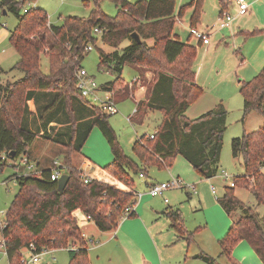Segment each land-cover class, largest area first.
<instances>
[{"label":"trees","instance_id":"obj_1","mask_svg":"<svg viewBox=\"0 0 264 264\" xmlns=\"http://www.w3.org/2000/svg\"><path fill=\"white\" fill-rule=\"evenodd\" d=\"M24 1L0 0V9L17 18L8 41L19 55L12 69L22 72L20 78L0 84V152L12 160L28 156V147L37 136L26 119L31 114L27 102L32 99L41 125L46 127L59 117L67 125L62 127V131L67 129L62 133L53 127L49 133H54L52 140L66 150L60 163L62 174H67L68 180L59 191L57 180L51 179V169H43L39 175L16 177L17 192L0 225L2 247L8 264H22V250L29 243H33L37 251L73 244L68 264H89L87 239L77 226L74 211L80 210L101 231L114 230L125 207L136 204L133 176L146 175L147 165L169 167L180 155L204 178H211L218 171L227 111L218 103L196 118L185 115L203 89L195 82L196 47L179 40L174 33L176 17L187 6L192 8L190 27L196 26L202 0L181 6L177 14L176 0H112L117 6L112 16L101 10L100 0H93L89 16H66L59 24L50 23L47 13L40 8L30 7L24 11ZM223 2L220 0V4ZM223 9L224 5L220 12ZM95 28L100 30L99 37ZM132 32L140 41L131 37ZM253 32L264 34V29ZM98 38L102 44L113 48L110 53L100 50L98 68L105 67L115 74L112 81L101 85L114 92L115 102L131 96L127 83L121 78L125 65L141 66L153 72L147 98L136 102L129 121L142 123L152 109L161 111L163 118L152 138L150 134H143L134 142L132 150L138 161L124 152L109 123V115L83 98L75 87L76 73L82 68L81 61L87 53L85 47L89 43L95 45ZM42 54L48 60L46 73L40 67ZM239 92L243 115L254 111L262 116L263 123L257 130L244 131L231 141L233 157H241L245 173L234 176L233 184L225 186L217 202L229 216L237 209L242 214L232 221L217 242L220 255L230 258L236 244L245 240L264 264V213L260 217L253 206L246 205L235 194L236 187L245 188L257 205H264V66L253 79L240 81ZM87 113L93 115V119H86ZM94 126L100 129L113 155L103 169L132 191L120 190L95 178L84 182L73 153L81 151ZM11 151L13 156H10ZM3 166L0 164L1 168ZM167 215L178 237L189 245L194 234L183 227L179 211L172 210ZM133 216L135 212L128 215ZM202 253L193 257L215 264L211 256Z\"/></svg>","mask_w":264,"mask_h":264},{"label":"rangeland","instance_id":"obj_2","mask_svg":"<svg viewBox=\"0 0 264 264\" xmlns=\"http://www.w3.org/2000/svg\"><path fill=\"white\" fill-rule=\"evenodd\" d=\"M128 1L134 2L137 0ZM190 1L192 0H176L175 13L177 14L179 8L186 6ZM224 1L229 2V0ZM99 6L107 15L112 16L117 12V6L112 0H100ZM30 7H37L44 10L48 15V21L50 23L59 24L66 16H89L91 9L94 7V2L93 0H25L23 8L28 9ZM191 11L192 8L187 6L182 11V14L176 18L174 32L179 35V38L183 42H186V38H188ZM227 11L231 15H235V12H232L230 8ZM219 13V0L201 1L199 22L202 25L200 27L197 23L194 27L198 29L212 28L210 30V39L213 50L207 54L201 66L200 60H202L204 52L201 49L196 52L193 67L196 70L195 79L198 85L202 87L203 95H200L193 102L195 104L189 109V113H193L192 116L195 115L198 117L196 114L200 110L205 109L203 112H207L215 107L216 104L222 103L227 111V128L223 135L218 171L213 177L204 178L180 155H177L169 167L158 168L156 165H147V173L144 175V179H141L138 174L133 176L135 190L139 195L137 196L135 207H138L142 216L144 214L146 224L152 227L149 230L153 236L150 235L147 229L137 223L129 227L128 233H132L131 237L135 240V244L148 257L152 256L151 258L153 260H155V256H158L155 245L159 241L163 242L161 248L163 249L162 256L166 258L163 261L164 264H207L200 258H192L195 254H200L201 252H203L202 254L211 256L215 264H232L230 258H233L240 264H263L253 251L251 245L245 240L236 244L230 258L220 255V248L217 242L225 233H222L219 237L217 236L221 232H227L228 226L231 224L230 219H238L241 217L240 214H242L241 210L237 209L229 216L217 202V198L223 195L225 186L233 184L234 176L245 173L241 163V157H233L231 141L234 137L240 136L244 131L251 132L257 130L262 125L263 120L254 111L243 115V100L239 92V80L246 82L253 79L264 65L262 63L258 69L255 68L264 51V34L253 32L256 29L255 27H251L249 23H246V15L238 17L235 25L237 23L239 28H237L238 26L234 27L232 25L234 31L230 32L229 30L231 29L228 28L218 29L214 26ZM16 24L17 18L13 13L6 11V14H4L3 10L0 9V82L6 80L13 81L22 76L20 70L12 69L19 55L8 41L9 32L14 29ZM148 42L152 43L149 40ZM92 45L93 49L84 55L81 66L93 77L97 86L100 87L101 84L113 80L115 75L112 72L110 73L105 67L98 68L101 56L100 50L110 53L113 51V48L102 44L99 38L96 44ZM241 58H243L242 62ZM40 67L43 72L46 73L48 71V60L43 54L40 59ZM121 78L125 82H131L135 78V73L130 66L124 67ZM0 84H4V82ZM99 91L102 94V90ZM116 106L118 111L108 116L109 123L115 130L124 152L132 159L138 161L132 150L133 140L136 135L140 136L144 132L154 133L161 122V112L156 110L150 111L146 114L143 124L139 125L132 124L128 120L129 115L135 109L133 98L129 97L123 101H117ZM29 149L33 153L45 155L50 161L59 158V154H56L59 147L41 138H37ZM59 151L64 154L66 152L65 148H61ZM83 152L93 154L102 159H105L106 155L109 157V154H112L107 140H105V137L98 127H94L91 130L83 145ZM78 154L73 153L75 163V156ZM0 156H2L1 153ZM6 157V154H4L3 158H0V162H3ZM59 161L62 162L60 159ZM5 163H7L6 160ZM103 164L106 165V163ZM13 172L14 168L9 165L3 166L0 171V220L2 222L4 219L3 212L8 209L17 192V186L12 185L13 182H9L10 187L7 190L2 184V181ZM111 177L118 181L115 177ZM146 178L155 180L153 183L167 182L175 179L180 182V186L170 188L164 192L163 197L167 200L164 203L161 198H154L148 194V186L145 185V182L148 181ZM118 182L121 184V187L113 186L123 191L129 192L131 190L129 186L120 181ZM212 186L215 188L216 193L212 192ZM235 194L246 205L253 206L260 217L263 215L264 205H257L255 198L249 190L236 187ZM151 203H154L157 208L156 210L152 207ZM166 207L177 209L181 216L183 227L187 231L193 232V239L187 248L186 241L174 242L173 237H171L173 231L169 227V220L165 214L161 213ZM127 218L133 219L132 217H126L121 220V223ZM114 245L111 244L105 248L110 250L113 255L107 258L105 256L100 258L97 264H124L126 254L123 252V249L125 246L122 248L113 247ZM128 245L130 247L131 244ZM65 248L47 250L41 256L39 263L68 264L69 255ZM112 248L120 249L112 250ZM186 249L187 254L191 255L187 258L183 255ZM124 250L131 254L126 247ZM4 251V247L0 244V264H8ZM92 254V258L94 259L96 253L93 252Z\"/></svg>","mask_w":264,"mask_h":264},{"label":"crops","instance_id":"obj_3","mask_svg":"<svg viewBox=\"0 0 264 264\" xmlns=\"http://www.w3.org/2000/svg\"><path fill=\"white\" fill-rule=\"evenodd\" d=\"M249 4V8H248V11L246 14V17H247V20H246V23H249L251 27H255V29H264V0H246ZM223 5H224V10H228L230 8V10L232 12H235V20L233 21L232 25L234 27H237L238 24L236 23L235 25V22L236 20L238 19V17L240 16H244V15H237L236 11H237V7H236V4L234 2V0H229V2L227 3L226 1L223 2ZM222 4H220V0H219V12H220V9L221 7L223 6ZM4 13V12H3ZM6 14V12L4 13ZM177 18V17H176ZM177 21V20H176ZM176 21H175V24H176ZM189 23H190V17H189ZM53 24V23H52ZM198 26L201 27V22H198L197 24ZM232 25H231V28H228V29H231L229 30L230 32L234 31V29H232ZM175 26V25H174ZM190 28V26H189ZM239 28V26L237 27ZM199 29H205V28H199ZM175 33V32H174ZM176 34V33H175ZM178 39L181 40L179 38V35L176 34ZM186 42H189L191 43L192 45H194L196 47L197 50H202L204 52L203 54V57H202V60H200V66L203 64V62L205 61V57L207 56V54L213 50V47L211 45V40H210V43L207 44V45H204L202 44V42L198 39H196L195 37H193L189 30H188V38H186ZM152 42V40H149ZM183 41V40H182ZM243 61V58H241V62ZM262 63H264V51H263V54L260 58V60L258 61V64L255 66L256 69H258V67H260L262 65ZM243 65V63H241ZM125 66H130L132 68V70L134 71L135 73V78L131 81V82H126L127 83V87L129 89V93H130V97L134 99V105H135V109L134 111L136 110V102L137 101H140V100H146L147 98V87L152 83L153 81V72L146 69V68H143L141 66H134V65H125ZM124 66V67H125ZM199 66V64H198ZM264 66V65H263ZM123 67V69H124ZM122 69V71H123ZM1 70V69H0ZM195 70V69H194ZM199 71L201 72L200 68H199ZM111 73V72H110ZM122 74V72H121ZM195 75H196V70H195ZM115 77V75H114ZM20 78V77H18ZM16 78V79H18ZM14 79V80H16ZM8 81V80H6ZM6 81H1L0 83L2 82H6ZM112 81V80H110ZM242 81V80H239V82ZM109 82V81H107ZM195 82L198 84L197 80L195 79ZM106 83V82H105ZM104 84V83H103ZM102 85V84H101ZM100 85V86H101ZM200 86V85H199ZM203 95V93L201 94ZM242 97V96H241ZM129 98V97H128ZM126 98V99H128ZM125 100V99H124ZM243 100V99H242ZM123 101V100H122ZM28 108H29V112L31 114H29L27 116V123L30 127V129L34 132L37 133V136L36 138L32 141V143L30 144V146L28 147V150H27V154H28V157L33 161L35 162L38 167L43 170V169H51L53 167V162L55 160H62L63 159V156H64V153L63 152H60L59 150L61 148L64 149V147L58 143H55L52 139L55 137L54 133L50 132V127H53L56 130H59V133H62L64 131H66L67 129H64L62 131V127L66 128V124L63 122L62 118L59 117V119L57 120L56 118L52 119L51 122H49L46 127L41 125V121L39 119V115L37 113V109L35 107V102L34 100L30 99L28 100ZM195 104V103H192L188 106V108L186 109L185 111V115L190 118V119H193V118H196L197 116H192L193 113L190 112L189 113V109L191 108V106ZM79 106H81L80 104H78ZM159 111L157 109H152V110H149L148 113L150 111ZM205 111L204 110H200L196 115L200 116L201 114L205 113L203 112ZM161 112V111H160ZM134 113V112H133ZM132 113V114H133ZM131 114V115H132ZM249 114V112H248ZM87 117L86 119H93V115H90L89 113L86 114ZM128 117V120L130 118V116ZM60 116V115H59ZM146 117V116H145ZM145 117L142 121V123H140L139 125H142L144 120H145ZM193 117V118H192ZM262 117V116H261ZM163 118V114L161 112V120ZM263 119V118H262ZM130 122V121H129ZM262 123H263V120H262ZM96 127V126H94ZM92 127L88 133V135L90 134L91 130L94 128ZM100 130V129H99ZM45 134V135H44ZM143 134L145 135H149L151 134L150 132H144ZM141 134V135H143ZM41 135H44V136H41ZM88 135L84 141V143L86 142L87 138H88ZM140 135V136H141ZM138 135H136V137L134 138L133 140V143H132V146L134 144V142L140 137ZM37 138H41L45 141H49L51 142L53 145H56L59 147V149L56 151V154H59V158H55L54 160L50 161L49 158H46L45 155L43 154H40V153H33L30 151V147L31 145L33 144V142L37 139ZM106 140V139H105ZM44 142V141H43ZM83 143V145H84ZM83 151V146L81 148V151L79 152L78 155L75 156V160H76V166L78 167L79 170H82L84 171L85 173H87L89 176H91L92 178H95V179H98V180H102L106 183H109L111 185H115L117 187H121V184L116 181L114 178H112L104 169L103 167L105 166V164L103 163H106L109 164L110 163V159H113V155L109 154V157H107L106 155V158L105 159H102L101 157L99 158L98 156H95L93 154H89V153H82ZM2 154V156H0V158H3L4 156V152H0ZM112 153V152H111ZM7 156V155H6ZM182 157V156H181ZM183 158V157H182ZM184 159V158H183ZM5 160L7 161V163H5ZM17 159L15 160H12L10 159L9 157H6L4 159L3 162H0V164H3L4 166L5 165H9V166H12L14 168V172L7 176L3 181H2V184L5 186V188L7 190H9V182H13L12 185H16V178H15V174H18V173H21L24 171V167L22 166H18L16 165L17 162H16ZM185 160V159H184ZM98 161V162H96ZM103 161H106V162H103ZM112 161V160H111ZM186 161V160H185ZM187 162V161H186ZM181 163V161H180ZM188 163V162H187ZM1 167H0V171H1ZM141 179H144L145 176L144 175H138ZM146 181L145 182V185L146 186H149L150 184H152L155 180H149L148 178H146ZM11 184V183H10ZM132 191V190H131ZM133 191L135 193L138 194V192L135 190V187L133 188ZM187 193V192H186ZM216 193V192H215ZM164 193L162 195H159V196H155V197H159L161 198L162 202H166L165 201V197H163ZM154 197V198H155ZM219 204V203H218ZM152 207L156 210L157 208L155 207L154 203H151ZM136 208V212H135V216H133L131 218H127L125 221H123L121 223V221L118 223V226L116 229L114 230H109V231H101L99 230V228L95 225L94 221L88 219L86 217V215H84L80 210H76L73 212V214L75 215L76 217V222H77V226L80 230V232L82 233V235L84 237H86L87 239V253H88V257H89V261H90V264H97V261L100 259V258H103L104 256L107 258L108 256L110 255H113L112 252L108 249H105L107 248L106 246H109L111 244H115L113 247H126L131 254H129L128 252H126L125 247L123 249V252H125L126 254V257H125V262L124 264H164V260H166V258H163V249L161 248L163 246V242L159 241L156 245H155V248L157 249V254L158 256H155V260H153L150 256L148 257L145 252H143V250H141L136 244H135V240H133V238L131 237L132 233H128V229L130 226H132L133 224L137 223L139 224L141 227L145 228L148 230V232L150 233L151 236H153V234H151L150 230L152 227H149L148 224H146L145 222V218H144V214L143 216L141 215V212L139 211L138 207H135ZM222 208V207H221ZM174 211L177 209H173L171 207H166L161 213L165 214L167 216V219L169 220V227L172 229L173 233H171V237H173V240L174 242H177V241H186L184 238L182 237H178V235L176 234L175 230L171 227L170 225V219L168 217V212L170 211ZM158 211V210H157ZM3 212V211H2ZM6 212V211H5ZM5 212H3V215H5ZM154 212V211H152ZM156 212V211H155ZM159 212V211H158ZM158 214V213H157ZM1 221V220H0ZM230 223H232V219H230ZM231 225V224H230ZM229 228V226H228ZM126 229V230H125ZM225 230V228H224ZM223 230V231H224ZM228 230V229H227ZM156 232V231H155ZM222 233H226V232H221L217 237H219L220 235H222ZM224 235V234H223ZM244 241V240H242ZM241 241V242H242ZM186 243V248L189 246ZM128 244H131L130 247ZM90 245V246H89ZM162 245V246H161ZM74 248V245L73 244H70L68 245L67 248V252H68V255H69V250L73 249ZM60 249V248H59ZM62 249V248H61ZM120 248H117V249H114L112 248V250H118ZM48 250H57V249H48ZM95 252L96 254L94 255V259L92 258V253ZM5 252V251H4ZM185 256V258L187 257H190L191 255H188L187 254V249H186V252L185 254H183ZM196 255V254H195ZM5 256H6V253H5ZM7 258V256H6ZM194 258V257H192ZM196 259V258H195ZM8 260V259H7ZM230 261L232 264H240L238 263L237 261H235L233 258H230ZM40 264V263H39ZM98 264H102V263H98Z\"/></svg>","mask_w":264,"mask_h":264},{"label":"built area","instance_id":"obj_4","mask_svg":"<svg viewBox=\"0 0 264 264\" xmlns=\"http://www.w3.org/2000/svg\"><path fill=\"white\" fill-rule=\"evenodd\" d=\"M234 2L237 7V11H236L237 15H244L247 13L249 4L246 0H234ZM26 10L27 9L24 8V11ZM235 18L236 16L231 15L227 10H222L219 13V16L217 18V21L214 27H217L218 29L231 28V25L233 21L235 20ZM211 29H198L196 27H190L189 32L193 37L200 40L202 44L207 45L210 43V40H211L210 39ZM94 32L99 34L100 30L95 28ZM92 49H93V45L89 43L85 47V52H89ZM75 87L77 89V92L83 98H85L87 101H89L93 105H96L103 114L112 115L118 111L116 102L114 100V92L112 90L103 89L101 86L100 87L97 86L93 77H91L83 67L80 68L76 73ZM99 90H102L101 91L102 94H100ZM149 137L152 138L153 133H151ZM16 162H17L16 165L24 167V171L21 173H18L15 176V178L21 174H34V175L41 174V169L28 156L21 155L20 157L17 158ZM51 170H52L51 179L57 180L58 177L62 174V166H61L60 161L55 160L53 162V167L51 168ZM81 176L84 182H88L90 179H94L82 170H81ZM225 176L228 177L226 174ZM179 186H180V182L175 179H172L167 182L152 183L148 186V194L153 197L159 196V195H162L166 190L170 188H177ZM211 190L213 193H215V188L213 186L211 187ZM137 196L139 195L137 194ZM165 201H167L166 198H165ZM132 212H135V204L127 205L120 217V221L128 217V215ZM87 218L89 219V217ZM1 224H2V221H0V225ZM2 243H3V240L0 239L1 246H2ZM47 250L48 248H42L39 251H37L34 244L29 243L22 250L21 263L22 264H39L41 256Z\"/></svg>","mask_w":264,"mask_h":264},{"label":"water","instance_id":"obj_5","mask_svg":"<svg viewBox=\"0 0 264 264\" xmlns=\"http://www.w3.org/2000/svg\"><path fill=\"white\" fill-rule=\"evenodd\" d=\"M3 12L5 13L6 11L3 10ZM131 37L134 38L136 41H140V37L135 33L132 32L131 33ZM10 156H13V151L10 152ZM68 180V175L63 173L61 174L58 179H57V185H58V190L62 191L66 185V182Z\"/></svg>","mask_w":264,"mask_h":264}]
</instances>
